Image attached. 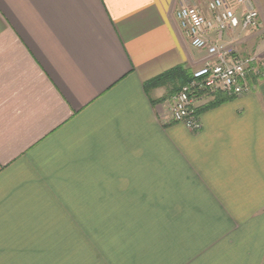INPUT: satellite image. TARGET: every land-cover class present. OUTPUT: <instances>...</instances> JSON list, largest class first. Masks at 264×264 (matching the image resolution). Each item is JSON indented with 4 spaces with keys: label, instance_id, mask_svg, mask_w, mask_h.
Instances as JSON below:
<instances>
[{
    "label": "crops",
    "instance_id": "crops-1",
    "mask_svg": "<svg viewBox=\"0 0 264 264\" xmlns=\"http://www.w3.org/2000/svg\"><path fill=\"white\" fill-rule=\"evenodd\" d=\"M250 1L260 29L225 40L263 60L264 0ZM186 4L209 13L0 0V264H91V238L136 226L170 264H264V77L197 98L198 131L172 120V85L151 84L206 60L177 19Z\"/></svg>",
    "mask_w": 264,
    "mask_h": 264
},
{
    "label": "built area",
    "instance_id": "built-area-1",
    "mask_svg": "<svg viewBox=\"0 0 264 264\" xmlns=\"http://www.w3.org/2000/svg\"><path fill=\"white\" fill-rule=\"evenodd\" d=\"M209 13L202 5H182L177 19L191 44L205 51L204 64L192 73L170 99L171 118L189 129L202 128L197 98L225 93L240 97L252 91L253 76L264 77V60L258 55H242L236 45L226 41L242 31L261 27L260 13L250 0H204Z\"/></svg>",
    "mask_w": 264,
    "mask_h": 264
},
{
    "label": "rangeland",
    "instance_id": "rangeland-1",
    "mask_svg": "<svg viewBox=\"0 0 264 264\" xmlns=\"http://www.w3.org/2000/svg\"><path fill=\"white\" fill-rule=\"evenodd\" d=\"M147 215L140 212V218ZM153 229L159 237L162 227ZM148 234L147 226H136L123 228L122 238H91V264H170L163 256L164 238H147Z\"/></svg>",
    "mask_w": 264,
    "mask_h": 264
},
{
    "label": "trees",
    "instance_id": "trees-1",
    "mask_svg": "<svg viewBox=\"0 0 264 264\" xmlns=\"http://www.w3.org/2000/svg\"><path fill=\"white\" fill-rule=\"evenodd\" d=\"M191 78H192V72H190L189 70H186L182 67H175V68L161 74L160 76L154 78L151 81V84L154 86H159V85H163V84H165V85L170 84V85H172V89L174 88L173 91L177 92L181 88V86L183 84H185L186 82H188ZM260 78H262V77L253 76L251 78V80H252L251 82L255 83Z\"/></svg>",
    "mask_w": 264,
    "mask_h": 264
}]
</instances>
